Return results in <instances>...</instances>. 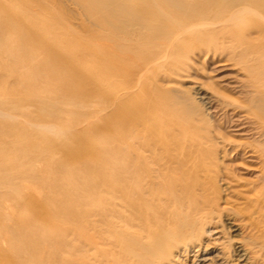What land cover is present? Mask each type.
<instances>
[{"label": "bare ground", "instance_id": "bare-ground-1", "mask_svg": "<svg viewBox=\"0 0 264 264\" xmlns=\"http://www.w3.org/2000/svg\"><path fill=\"white\" fill-rule=\"evenodd\" d=\"M76 1L86 32L146 49L147 72L162 71L161 84L138 101L134 77L116 93L106 73L82 69L92 93L124 115L108 131L115 161L88 157L81 174H65L64 198L26 203L16 229L29 242L9 244L37 264H264V0ZM49 6L0 0V37L16 45L6 50L15 61L36 59L38 47L66 51L55 44L67 22ZM100 45L102 66L120 72L123 60ZM51 222L59 229L44 233Z\"/></svg>", "mask_w": 264, "mask_h": 264}, {"label": "rangeland", "instance_id": "rangeland-1", "mask_svg": "<svg viewBox=\"0 0 264 264\" xmlns=\"http://www.w3.org/2000/svg\"><path fill=\"white\" fill-rule=\"evenodd\" d=\"M40 1H44V5L46 3L50 5L47 7L48 13L51 11L50 14L58 18L63 17L67 22L68 26L58 31L61 40L55 44L59 49L66 48L64 53L53 56L52 51L47 47H43L41 51H38L40 48L38 47L36 59L19 62L6 53L14 42L1 41L0 37V113H2L0 114V264H29V262L37 264L36 260L31 262L30 259L18 255L17 249L13 247L15 244L20 246L21 243L24 245L29 242L27 240L25 243L26 238L25 240L23 237L18 238L19 229L23 228L20 226L16 229L18 226L16 223L26 220L30 214L26 203L32 202L31 204L42 207V204L53 199V194H59L64 198L67 194L69 176L81 174L79 163L84 162L88 157L94 159L96 157V160H99L98 157L100 159L112 157V161H115L117 143L111 141L108 131L111 133L116 121L125 119L124 115L110 104L109 97L104 93H92L93 86L88 81L90 77L86 79L82 69L92 67L98 72L106 73L111 79L109 80L110 85L113 86L111 88H114L116 93L126 91L131 78L134 77L135 81L132 83L136 85L130 84L133 85L134 98L138 101L147 98L150 88L152 90L157 88L153 85L156 81L161 84L159 79L162 71L147 72V64L151 56L145 54L146 49L135 47L134 45L137 44L133 42L128 45L123 44L126 49L133 46L135 51H141L136 52L135 55L133 49L126 51L123 45L119 49L112 42L99 41L100 34L96 28H92L91 34L86 32L84 25L86 22L82 11L76 5V0ZM3 16L0 12V25ZM47 24L46 21L44 25ZM100 44H104L107 51L113 52L112 56L111 52H107L112 58L117 54L114 58L123 60L119 63L121 66H117L120 72L112 64L106 63L102 66V62L99 61ZM67 54L70 60L66 59ZM77 67V71L74 72ZM152 73H156L155 76ZM141 76L142 80L137 85ZM137 90L140 93H135ZM85 94L87 97H84ZM14 105H17V109ZM19 108H23L21 109L23 111ZM105 110L107 113L100 112ZM35 122L37 125H48L54 129L49 133H44L42 130L38 132V129L31 125ZM42 132L46 137L41 135ZM49 141L54 143L55 147L59 145L57 142L64 144L56 147V154L50 155L47 149ZM61 147L62 150L59 149ZM70 151L72 152L69 153ZM65 174L70 175L66 177ZM45 226L44 233L55 232L60 227L52 222ZM12 227L15 231H11ZM9 238L13 240L14 245L9 244ZM21 240L22 242L19 243ZM38 253H41L39 260L46 258V251L39 250Z\"/></svg>", "mask_w": 264, "mask_h": 264}]
</instances>
